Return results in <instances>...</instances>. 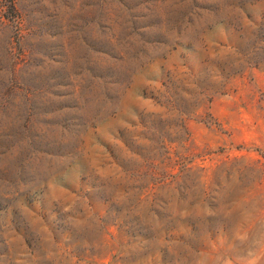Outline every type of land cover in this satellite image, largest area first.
<instances>
[{"label": "rangeland", "instance_id": "1", "mask_svg": "<svg viewBox=\"0 0 264 264\" xmlns=\"http://www.w3.org/2000/svg\"><path fill=\"white\" fill-rule=\"evenodd\" d=\"M0 264H264V0H0Z\"/></svg>", "mask_w": 264, "mask_h": 264}]
</instances>
